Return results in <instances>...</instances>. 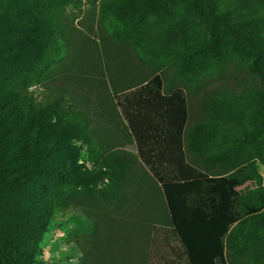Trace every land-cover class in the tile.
<instances>
[{
    "label": "trees",
    "instance_id": "obj_1",
    "mask_svg": "<svg viewBox=\"0 0 264 264\" xmlns=\"http://www.w3.org/2000/svg\"><path fill=\"white\" fill-rule=\"evenodd\" d=\"M170 1L101 0L100 21L113 18V25L101 30L122 52L105 49L106 41L104 45L99 40L94 42L102 52L98 55L93 45L83 44L80 58H73L59 84L49 89L46 107L36 106L29 82L45 80L43 74L53 60H61L73 45L80 47L81 32L61 18L62 4L6 3L17 35L13 42L6 41V47L27 55L29 67L24 75L7 76L9 89H0V148L2 142L18 145L16 137H25L16 150L0 149V198H8L2 189L24 181L30 184L34 175L69 176L66 164L52 163L51 144L39 142L35 122L42 125L46 116L68 124L80 121L94 135L101 123V140L97 136L90 143L98 166L93 177L106 176L109 184L98 188L87 182L62 191L37 183L49 194L38 198L46 214H81L91 231L108 233L110 227L114 239L133 236L126 246L133 259L119 262L117 255L112 264H136L138 255L145 264H159L178 252L189 264H264V176L259 171L264 163V92H207L197 102L205 116L188 128L189 93L207 88L214 76L207 62L221 61L220 66L224 57L208 51L203 59L186 62L179 35L188 34L163 13ZM190 1L183 11L201 17ZM193 2L212 15L220 14L226 26L231 22L224 15L229 0ZM126 47L137 54V64L124 58ZM250 52L258 60L249 73L264 82V54ZM95 53L102 59L98 61ZM147 72L155 76L149 78ZM253 117L258 122L250 129ZM63 126L61 138L67 142L69 127ZM131 141L135 152L127 150ZM140 201L150 205L149 214L138 211ZM131 206L135 212L128 220ZM92 237L83 251L87 258L98 255L99 236ZM96 263L105 260L98 258Z\"/></svg>",
    "mask_w": 264,
    "mask_h": 264
},
{
    "label": "rangeland",
    "instance_id": "obj_2",
    "mask_svg": "<svg viewBox=\"0 0 264 264\" xmlns=\"http://www.w3.org/2000/svg\"><path fill=\"white\" fill-rule=\"evenodd\" d=\"M10 0H0V89L4 92L9 89L7 76H16L28 72L27 55H20L19 51L6 47V41H14L16 32L13 31V21L11 12L6 3ZM29 4V0H26ZM190 0H171L166 4L167 8L163 10L165 15H169L173 20L180 24L181 28L188 34L184 36L180 31L179 38L182 39L181 54L190 64L206 52H215L223 54L224 60L218 65L209 61L208 70L213 73V78L207 84L206 89H198L195 94L189 93L190 102V122L188 128L193 126L200 117L205 116L201 113L197 102L204 98V94L214 92H231L230 95L240 94L243 91H250L252 95L264 92V82L258 77L249 73V67L257 61L255 54L250 52L254 50L256 54H264V2L258 3V0H229V5L224 9V15L231 20L228 26L225 25L222 16L212 15L207 9H201V6L190 1L194 10L199 9L202 16L187 14L184 5ZM56 4H62L58 13L67 24L76 27L81 32L82 45L77 47L73 45L67 50V54L51 64L47 73L43 74L45 80H34L29 82L28 90L33 93L37 100L36 106L46 107L45 101L50 96L51 86L59 84L60 75L68 70L69 64L73 58H80L81 49L84 45L94 46L98 55L100 47L95 46L94 42L101 40L105 49L122 52L115 42L106 39L105 27L113 25V18L101 20L100 3L101 0H50ZM159 5L164 2L159 1ZM117 21V20H116ZM241 22V24L238 23ZM102 22V23H101ZM101 23V24H100ZM116 24H118L116 22ZM114 31V28H111ZM110 31V32H112ZM116 32V30H115ZM116 34V33H115ZM77 38L75 42L81 40ZM63 41L59 45L62 46ZM84 44V45H83ZM99 44V43H97ZM107 47V48H106ZM127 48V49H126ZM123 48L126 61H134L137 64V54L131 48ZM95 53L96 58H100ZM252 55V56H251ZM14 56V58H12ZM200 58L203 59V56ZM14 60L11 63V60ZM79 63L78 61H75ZM216 69L218 70L216 73ZM149 78L155 76L151 72L146 73ZM62 82V80H60ZM2 85V86H1ZM37 110V109H36ZM248 127L253 129L257 126L256 117ZM64 123L69 127L67 131L68 141L65 142L61 137L64 134ZM40 125L35 122V132L41 143L50 142L49 157L54 164L61 166L67 165L69 176L67 177H48L32 176V183L21 182L12 187L2 189L7 193L8 198H0V264H97V259H104L105 264L114 263V259L119 255L118 261L127 262L133 259V254L127 245H130V238L125 234L122 238L114 239L111 235V228L108 233L101 230L91 231V224L87 218L76 213H57L54 217L46 214L47 210L39 204V197L49 196L36 185L45 182L49 189L60 188L62 191L79 189L87 182L90 186L104 188L109 184L108 177H93L98 166L92 160V149L90 143L96 141L98 136L101 140L102 124H99L98 135L91 133V130L84 128L80 121L66 123L58 117L46 116ZM19 129V126H16ZM92 129V128H91ZM117 138L118 135L115 134ZM264 138V137H263ZM18 143L10 144L8 141L2 142V147H11L15 149L25 142V137L17 136ZM67 143V144H66ZM1 145V144H0ZM2 147L0 149H2ZM5 148V149H6ZM127 150L135 152L133 142H129ZM62 168V167H61ZM259 171L264 176V163L259 164ZM87 183V184H88ZM245 187V186H244ZM243 187V188H244ZM141 202V201H140ZM138 211L148 213L150 205L147 202L139 203ZM126 212H128L126 210ZM132 206L128 212L127 219L131 217ZM7 221V222H4ZM8 222H15L13 225ZM114 230V229H113ZM127 230V229H126ZM98 234L97 242L98 255L93 258H87L83 253L88 250V240ZM129 239V241H127ZM138 241L143 240L138 238ZM132 245L135 240H132ZM141 257V258H140ZM143 256H136V264H145ZM124 258V259H123ZM134 261H132L134 263Z\"/></svg>",
    "mask_w": 264,
    "mask_h": 264
},
{
    "label": "crops",
    "instance_id": "obj_3",
    "mask_svg": "<svg viewBox=\"0 0 264 264\" xmlns=\"http://www.w3.org/2000/svg\"><path fill=\"white\" fill-rule=\"evenodd\" d=\"M159 264H189L188 260L186 259V257H184V255H182V253H173V256L170 260H165V258H162L161 263ZM205 264H212L211 261H208Z\"/></svg>",
    "mask_w": 264,
    "mask_h": 264
}]
</instances>
